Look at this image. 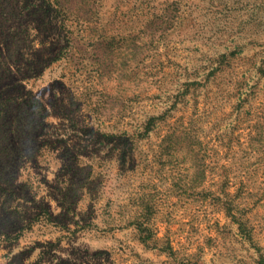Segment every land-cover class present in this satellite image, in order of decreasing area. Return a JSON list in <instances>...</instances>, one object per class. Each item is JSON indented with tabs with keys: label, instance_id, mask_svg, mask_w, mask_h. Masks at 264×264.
I'll return each mask as SVG.
<instances>
[{
	"label": "rangeland",
	"instance_id": "1",
	"mask_svg": "<svg viewBox=\"0 0 264 264\" xmlns=\"http://www.w3.org/2000/svg\"><path fill=\"white\" fill-rule=\"evenodd\" d=\"M10 43L0 264H264V0H0Z\"/></svg>",
	"mask_w": 264,
	"mask_h": 264
},
{
	"label": "trees",
	"instance_id": "2",
	"mask_svg": "<svg viewBox=\"0 0 264 264\" xmlns=\"http://www.w3.org/2000/svg\"><path fill=\"white\" fill-rule=\"evenodd\" d=\"M5 47L7 56L3 55L2 50L0 51V240H11L17 238L18 233L14 232L11 234L9 232L14 227V217L13 211H10L7 205L8 194L3 187V183L6 181L7 176L15 175L16 163L20 155L25 151L22 148L24 144H19V141L24 140V143H26L24 138L28 137L29 133L25 130L23 132L20 131L21 124H19L17 119L13 120L12 117H8L7 111L2 105L12 97H15L20 99L18 102L21 107L32 109L33 111L44 110L46 106L41 99L33 96L31 93L23 96L20 93L22 88L18 86L15 80L10 82L11 84L8 83V80L10 81L13 78V72L20 73L24 71V73H27L33 69V66H28L27 64L32 58L23 61L26 52H18L19 49H22L20 46L10 43V45L7 44ZM19 57L21 62L19 61ZM4 73H7V77H4ZM11 125H14V131L11 130ZM10 131L15 136L9 134L8 132ZM14 137L16 138V142L13 141Z\"/></svg>",
	"mask_w": 264,
	"mask_h": 264
}]
</instances>
